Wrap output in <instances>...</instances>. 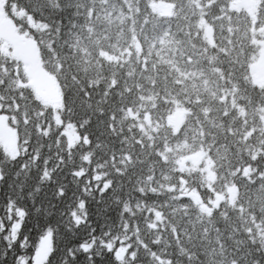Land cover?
<instances>
[{
	"label": "trees",
	"instance_id": "trees-1",
	"mask_svg": "<svg viewBox=\"0 0 264 264\" xmlns=\"http://www.w3.org/2000/svg\"><path fill=\"white\" fill-rule=\"evenodd\" d=\"M4 10L60 101L41 100L0 40V114L18 147L0 142V264H32L48 235L43 264H264V84L251 74L264 0L254 14L233 0Z\"/></svg>",
	"mask_w": 264,
	"mask_h": 264
},
{
	"label": "rangeland",
	"instance_id": "rangeland-1",
	"mask_svg": "<svg viewBox=\"0 0 264 264\" xmlns=\"http://www.w3.org/2000/svg\"><path fill=\"white\" fill-rule=\"evenodd\" d=\"M259 0H233L236 8H244L250 14H254ZM5 0H0V40L5 52L12 53L19 58L28 75L27 84L34 88L41 100L45 104L57 105L60 101L59 86L50 74L42 66L38 49L33 40L26 35L21 34L11 18L4 10ZM153 7L163 14H168L171 6L166 3H154ZM251 74L255 82L264 84V42H260V51L256 60L251 65ZM186 112L179 110L170 117V123L178 126L184 119ZM70 143H74L78 136L70 126L64 128ZM0 142L9 155L14 156L18 152L17 138L14 130L10 128L6 116L0 114ZM235 189L230 188L228 196L233 197ZM204 209H209L207 205L202 204ZM51 250L50 236L43 237L37 245L33 255L32 264H43Z\"/></svg>",
	"mask_w": 264,
	"mask_h": 264
}]
</instances>
